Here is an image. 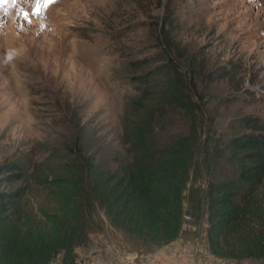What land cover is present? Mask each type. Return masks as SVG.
<instances>
[{
  "label": "rangeland",
  "instance_id": "obj_1",
  "mask_svg": "<svg viewBox=\"0 0 264 264\" xmlns=\"http://www.w3.org/2000/svg\"><path fill=\"white\" fill-rule=\"evenodd\" d=\"M164 22L178 44L174 57L194 78L199 108L192 117L169 108L159 133L173 139L194 121L198 143L183 197L193 228L182 235L204 236L198 203L206 184L232 176L220 154L224 140L243 129L237 117L264 120V0H0V163H24L23 176L0 189L23 190L14 203L19 212L43 221L41 209L55 211L50 179L80 154L111 168L127 159L122 117L137 89L126 61L161 54ZM223 66L233 67V79H210ZM258 194L264 198V181ZM93 220L90 230L115 238L102 208ZM123 241L144 251L161 247L126 233Z\"/></svg>",
  "mask_w": 264,
  "mask_h": 264
},
{
  "label": "trees",
  "instance_id": "obj_2",
  "mask_svg": "<svg viewBox=\"0 0 264 264\" xmlns=\"http://www.w3.org/2000/svg\"><path fill=\"white\" fill-rule=\"evenodd\" d=\"M160 30L165 32L161 54L126 61L135 70L130 79L137 89L127 99L122 117L127 159L114 168L94 154H80L67 163L64 174L50 179L57 208L41 209L43 221L14 206L21 188L0 189V264H46L57 255L62 264L73 263L75 247L86 242L97 207L113 226L148 248L179 235L198 137L193 119L187 133L169 140L161 137L158 124L169 108L192 117L199 104L192 93V74L186 76L173 55L177 41L165 22ZM222 68L210 79H233V67ZM236 119L243 129L224 140L220 153L232 166V176L210 179L198 207L205 216L210 250L241 261L264 258V198L258 194L264 181V120L255 114ZM23 173L22 161L0 163V185Z\"/></svg>",
  "mask_w": 264,
  "mask_h": 264
},
{
  "label": "built area",
  "instance_id": "obj_3",
  "mask_svg": "<svg viewBox=\"0 0 264 264\" xmlns=\"http://www.w3.org/2000/svg\"><path fill=\"white\" fill-rule=\"evenodd\" d=\"M191 214L184 212L179 235L162 245L163 254L159 251H144L139 247L125 245L103 230H90L85 244L86 254L76 257L71 264H226L224 259L214 254L209 247L206 230L203 237L186 239L182 232L191 225ZM76 252V251H75ZM46 264H62L61 256L53 258Z\"/></svg>",
  "mask_w": 264,
  "mask_h": 264
},
{
  "label": "crops",
  "instance_id": "obj_4",
  "mask_svg": "<svg viewBox=\"0 0 264 264\" xmlns=\"http://www.w3.org/2000/svg\"><path fill=\"white\" fill-rule=\"evenodd\" d=\"M103 223H104V227H105V226H110V229H112V230L115 232L114 237L117 239V241H119V242H121V243L127 245V244L123 241V235H124V232H123L121 229H119V228L113 226V225L110 223L109 220H105ZM102 225H103V224H102ZM113 227H115V229H114ZM115 238H114V239H115ZM87 250H88V246H87V244H81V245H77V246L75 247V251H76V253H77L78 255H80V256L86 254ZM157 250L159 251L160 254H163V249H162V247H159L158 249H154V250H147V251L150 252V251H157Z\"/></svg>",
  "mask_w": 264,
  "mask_h": 264
},
{
  "label": "snow or ice",
  "instance_id": "obj_5",
  "mask_svg": "<svg viewBox=\"0 0 264 264\" xmlns=\"http://www.w3.org/2000/svg\"><path fill=\"white\" fill-rule=\"evenodd\" d=\"M46 2H47V3H52V2H53V0H46Z\"/></svg>",
  "mask_w": 264,
  "mask_h": 264
}]
</instances>
